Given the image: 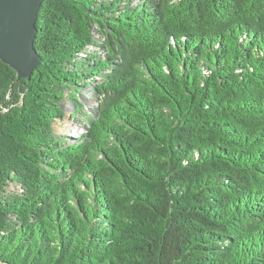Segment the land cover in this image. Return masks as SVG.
<instances>
[{"label":"trees","instance_id":"1","mask_svg":"<svg viewBox=\"0 0 264 264\" xmlns=\"http://www.w3.org/2000/svg\"><path fill=\"white\" fill-rule=\"evenodd\" d=\"M35 29L29 79L0 60V264H264V0H43Z\"/></svg>","mask_w":264,"mask_h":264},{"label":"water","instance_id":"2","mask_svg":"<svg viewBox=\"0 0 264 264\" xmlns=\"http://www.w3.org/2000/svg\"><path fill=\"white\" fill-rule=\"evenodd\" d=\"M43 0H0V60L17 80L29 79L41 59L34 49L35 22Z\"/></svg>","mask_w":264,"mask_h":264},{"label":"rangeland","instance_id":"3","mask_svg":"<svg viewBox=\"0 0 264 264\" xmlns=\"http://www.w3.org/2000/svg\"><path fill=\"white\" fill-rule=\"evenodd\" d=\"M94 50L98 54H103L100 49ZM92 86L93 83L86 86V88L84 87L78 95L79 102L87 112H92L93 108L96 106L95 97L92 92ZM64 110L66 115L63 120H60L54 124V130L57 136H65L69 139L68 142L71 143L77 136L81 135L82 127L78 123L77 119L70 118L72 109L68 103L64 104Z\"/></svg>","mask_w":264,"mask_h":264}]
</instances>
